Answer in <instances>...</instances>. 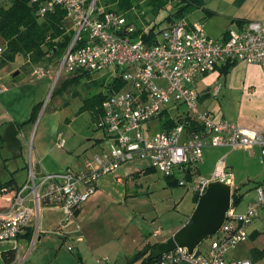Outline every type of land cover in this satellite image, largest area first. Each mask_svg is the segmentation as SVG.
<instances>
[{"label":"built area","instance_id":"2783aa9c","mask_svg":"<svg viewBox=\"0 0 264 264\" xmlns=\"http://www.w3.org/2000/svg\"><path fill=\"white\" fill-rule=\"evenodd\" d=\"M96 2L46 0L38 12L43 17L56 7L63 9L71 23L73 37L59 59L54 79L49 71L36 66L30 73V82L48 76L56 83L62 75L114 71L115 78L125 86L103 100L102 116L97 125L107 131V136L102 139L107 149L85 158L81 172L36 173L29 162L25 185L15 191H3L6 211L0 213V243L17 242L35 217L27 254L37 242L43 209L63 211L62 228L73 223L75 213L96 191L98 180L113 174L122 165L146 162L151 169L172 176L175 171L182 173L197 164L205 148L252 152L258 148L264 160V130H243L200 110V93L194 87L198 78L227 64L258 66L264 75V19L247 23L241 29L229 30L222 38L213 40L205 34L202 24L180 18L152 42L144 39L147 27L141 28V33L136 35L134 23L119 13L105 12L96 6ZM6 6L7 0H0V9ZM4 50L1 42L0 59ZM6 91L0 83V94ZM219 91L220 86L214 88V97ZM180 107H183L181 112ZM163 113L175 121L172 128H162L166 119H161ZM156 119H160L159 132H154L150 124ZM64 146L63 137L58 134L56 147L63 149ZM225 170L220 162L210 176L198 178L189 189L199 198L214 182L231 188ZM180 185L184 187V181ZM255 193L256 200L246 206L243 215H235L231 196L224 221L210 237L204 251H197L196 247L189 252L177 247L159 257L154 264H253L248 259L227 260L226 257L248 240L249 226L264 209V180L256 186ZM160 234L161 231L156 229L152 237L157 238ZM67 249L72 251L70 247ZM18 261L21 264L23 257L19 256ZM261 264H264V254Z\"/></svg>","mask_w":264,"mask_h":264},{"label":"rangeland","instance_id":"374dc122","mask_svg":"<svg viewBox=\"0 0 264 264\" xmlns=\"http://www.w3.org/2000/svg\"><path fill=\"white\" fill-rule=\"evenodd\" d=\"M179 1L170 2L156 15L148 13L149 8L141 2V12L135 9L133 15H136L140 27L156 25L157 32L167 27L165 18L176 12ZM199 1L200 6L190 7L191 10L183 13V18L192 24H202L205 34L213 40L222 38L229 30L241 29L247 23L264 19V0ZM180 6H184V3ZM65 20L66 27L70 30L71 23L69 19ZM58 65L59 58L32 64L28 58L18 56L14 63L0 67V83L7 88L6 93L0 95L1 110L7 111L18 123H22L29 119L33 107H39L34 122L21 129L25 139L20 136L23 147L20 156L10 157L0 143L2 184L9 183L13 188L25 185L29 156L34 159L36 149L42 142L45 148H52L51 157L57 160L61 171L81 172L85 158L107 149L105 142L101 146L95 145L97 139L107 136V131L98 128L97 119L89 110L80 108L84 101L100 93L105 94L107 84L113 81L116 73H92L88 77H80L74 83L68 81L77 76L76 74L62 75L54 83ZM36 66L49 71L53 79L46 76L30 82V73ZM14 73L19 75L13 77ZM215 73L218 75L219 69ZM217 86H220V91L216 97L211 98L214 117L229 121L228 119L235 117L237 110L235 98H227L228 78L220 75L218 80H214V88ZM194 87L198 92L202 91L201 78L196 80ZM211 102L199 103V109L211 111ZM182 110L183 107H180L179 111ZM150 124L154 127V132L160 131V119ZM58 134L62 135L65 142L61 150L55 147ZM253 152L245 149L205 148L202 163L199 165L200 173L192 178L184 177L183 173L177 171L172 176H166L141 161L123 165L113 174L101 177L97 182V190L88 198V203H85L87 209L81 223V235L85 238L87 249H78L70 237L61 241L60 238L49 235L46 242L44 239L43 242H36L26 256L30 244L25 252L27 243L20 241L19 253L23 257L21 264H128L136 253L166 241L171 232L187 222L196 205L195 195L189 186L198 178L205 177L218 157L222 160L231 182L234 196L232 202L240 198L234 206V213L243 215L246 206L256 200V186L264 180V160L257 148ZM181 181H184V187L180 185ZM98 191L99 196L92 202L91 197ZM58 211L63 220V211ZM44 216L45 211L41 213V217ZM253 227L259 232L261 242H258L262 246L264 209L252 223L251 228ZM156 229L161 234L153 238L152 234ZM209 241L210 237L202 240L196 250L204 251ZM10 247L11 245L0 243L2 250ZM68 247L72 249L71 252ZM17 262L12 264H19Z\"/></svg>","mask_w":264,"mask_h":264},{"label":"trees","instance_id":"16d2710c","mask_svg":"<svg viewBox=\"0 0 264 264\" xmlns=\"http://www.w3.org/2000/svg\"><path fill=\"white\" fill-rule=\"evenodd\" d=\"M46 0H7V6L0 9V39L2 40L5 50L0 59V67L10 63H14L16 57L28 58L32 64H39L43 61H51L55 58H61L64 51L72 41L73 31L66 27V13L60 7H56L53 11L46 12L40 17L38 12L43 7ZM177 0H97L96 6L103 8L105 12H115L123 15L128 22L134 23L137 27V34L141 33V27L137 24V17L133 15L135 9L141 12V2L145 3V7L149 8L152 15H156L161 9L165 8L170 2ZM184 3V6H180ZM199 0H180L176 4V12L165 18L168 25L174 20L183 18L185 11L191 10L190 7H199ZM155 26L148 28L147 35L144 39L155 41V37L164 29L155 31ZM166 27V28H167ZM165 28V29H166ZM48 56V58H47ZM235 64H227L219 68V74L226 76ZM69 79V83L77 82L80 77L90 76L89 73H81ZM102 85V84H101ZM125 84L115 78L107 84L106 93L98 94L92 99L84 101L80 110H89L97 119V123L102 116L101 104L103 100L112 92L122 89ZM38 105L33 107L30 117L24 123L17 125L22 128L24 125L33 123L38 111ZM167 113L161 115L166 118L162 128L170 129L175 125V121L167 118ZM11 186L9 183L2 184L0 182V196L3 191H9ZM13 190V189H12ZM232 197H234L232 195ZM198 197L195 196V203ZM240 198H236L234 205L239 202ZM80 211L75 213L76 217ZM30 232L23 236L29 237ZM21 237V236H20ZM19 237V238H20ZM158 244L148 247V250L136 253L128 264H154L157 260H150L151 252ZM264 252L261 251V254ZM16 257V251L10 250L2 253L5 264H11Z\"/></svg>","mask_w":264,"mask_h":264},{"label":"crops","instance_id":"0c3cea01","mask_svg":"<svg viewBox=\"0 0 264 264\" xmlns=\"http://www.w3.org/2000/svg\"><path fill=\"white\" fill-rule=\"evenodd\" d=\"M144 27L146 26H141V28H144ZM147 28H149V26H147ZM217 69L215 71H217ZM215 71H212L200 77L202 80V91L199 92L200 93L199 103H204V102L208 103V101L211 102V98H214V80L215 79L218 80V78H220V74L217 73L218 75H216ZM224 77L228 78L227 98H229V96L235 98L236 100L235 107H236L237 112H236L235 117L228 119L229 121H227L226 119H221V118H218V120H224L228 123L235 124L243 130H251V129L264 130V75H263L261 68H259L258 66L245 65L243 63H236L233 66V68L229 70L228 74ZM209 105L213 107L211 108V111H208V110H204V111H207L214 116L213 102H211ZM22 123H18V121L15 119L14 116H12L10 113H8L5 110L3 112V110H1L0 108V143H2V146L0 145L1 147L6 148L5 144L1 140V137L3 135L4 130L9 124H14L16 126V129L18 130L19 140H20V136H23V139H25L24 131L22 134L23 128H20V129L17 128V125H20ZM101 140L102 139H97L95 145L101 146L103 144V142L101 143ZM20 143H21V140H20ZM43 144L44 143L42 142L37 147L34 159L32 158L31 155L29 156V162L33 164L36 173L54 174V173L63 172L61 171L62 168L58 164L57 160L51 157L52 148L47 149L45 148ZM55 147H56V142H55ZM22 149L23 147L21 143V154H22ZM209 149H212V148H209ZM257 151L260 155L258 148H257ZM8 154L10 155V157H13L9 152ZM202 157H203V153L197 164H195L191 169H188L182 172L184 177L192 178V176H194L195 174L197 175L200 173L199 165L202 163ZM13 158H16V157H13ZM220 162H222V160H220L219 157L216 158L215 162L213 163V166L206 172L205 177H207L208 175H211L216 170V168L220 165ZM37 170L39 172H37ZM11 188L13 190L10 189L9 191H15L19 189L20 187L15 186L14 188L13 187ZM99 193L100 192L98 191L94 195V197H91L92 202L99 196ZM85 203L87 204L88 201H86ZM85 203L82 205L80 212L75 218L74 222L69 223L64 228L61 227L62 215L58 211V209H49V208L43 209L41 213L45 211L46 216L41 217V213H40L39 226H38L39 236L37 235V242L39 243L43 242V239L46 242L49 238V235H53L54 237L60 238L61 241L72 238L74 242L76 243L78 249L80 250L87 249L85 245V242H86L85 238L81 235V232H82L81 223L85 219L86 209H87V208L85 209V206H86ZM5 211H6V203L4 202L2 196H0V213H4ZM35 221L36 219L34 217V219H32L30 226L26 230V233L28 232V230L31 233L29 237H25L22 235L20 238H18L17 242L13 244L12 243L6 244V245H11L9 249H5V248L3 250L0 249V264H5L2 258V253L10 251V250H15L16 247L18 249L15 250L16 257L14 261H18V257L20 256L19 252L21 251V247L18 245L20 241L27 243V246H25L24 248L26 252V250L28 249V245L31 243V238L34 233L33 225ZM251 225L248 228V234H249L248 240L245 243L240 244L232 252L228 253L226 257L227 260L248 259V260H251L253 264H261V259L264 254V252L261 254V251L264 250V242L262 246H259V242H258L260 241L259 232L255 229V227L251 228ZM177 230L178 229L171 232L169 235V238ZM25 254L27 256V253Z\"/></svg>","mask_w":264,"mask_h":264},{"label":"water","instance_id":"95a60500","mask_svg":"<svg viewBox=\"0 0 264 264\" xmlns=\"http://www.w3.org/2000/svg\"><path fill=\"white\" fill-rule=\"evenodd\" d=\"M17 75L18 73H14L13 77ZM1 140L5 144L7 152L13 157L20 156L21 143L14 124H9L6 127ZM37 172L39 171L37 170ZM231 196L229 185L221 182L209 184L204 194L198 198L187 222L169 239L158 244L151 252L149 259L157 260L177 247H183L192 252L202 240L213 236L224 221Z\"/></svg>","mask_w":264,"mask_h":264}]
</instances>
